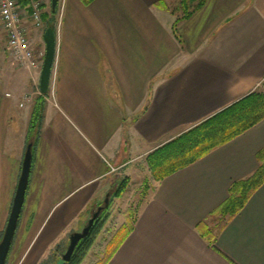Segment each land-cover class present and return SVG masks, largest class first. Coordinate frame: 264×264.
Masks as SVG:
<instances>
[{"label":"crops","instance_id":"0c3cea01","mask_svg":"<svg viewBox=\"0 0 264 264\" xmlns=\"http://www.w3.org/2000/svg\"><path fill=\"white\" fill-rule=\"evenodd\" d=\"M159 1H57L43 117L6 264H38L83 227L117 176L136 174L158 146L264 87V0H206L176 29L168 1ZM0 31L3 233L35 101L24 96L43 59L11 61L1 23ZM262 147L264 119L154 180L105 264H264V183L213 244L197 229L231 183L255 171Z\"/></svg>","mask_w":264,"mask_h":264},{"label":"trees","instance_id":"16d2710c","mask_svg":"<svg viewBox=\"0 0 264 264\" xmlns=\"http://www.w3.org/2000/svg\"><path fill=\"white\" fill-rule=\"evenodd\" d=\"M205 2L206 0H179V9L182 11V15L175 18L173 29H176V25L181 19L189 17L193 12L200 9ZM165 4V0L159 1V5ZM53 12L52 9L50 13L43 12L41 17L46 21L47 26L51 25L55 30L54 23L50 20V15ZM171 12L175 14L173 9ZM43 103L42 97H37L31 107L27 143H33L38 137L43 117ZM262 119H264V92L255 90L150 152L147 155V162L154 180L160 181L167 175L186 167L207 154L211 149L230 141ZM256 158L258 166L255 171L242 179L233 181L228 188L227 198L207 218L197 224L199 232L212 244L218 230L239 213L251 194L264 183V147L257 152ZM126 184L127 179H121L112 189L110 200L112 197L120 195ZM109 205L94 220L89 233L79 240L70 259L63 264H80L82 262L103 227ZM134 221L135 218L131 220L129 225L122 224L114 235L115 242L112 248L108 250L98 264L106 263L114 250L131 231Z\"/></svg>","mask_w":264,"mask_h":264},{"label":"rangeland","instance_id":"374dc122","mask_svg":"<svg viewBox=\"0 0 264 264\" xmlns=\"http://www.w3.org/2000/svg\"><path fill=\"white\" fill-rule=\"evenodd\" d=\"M167 1L170 9H173L175 11V16L176 17L181 16L182 11L179 9V0H167ZM43 12H47V13L51 12V0H46L44 9L42 10V13ZM50 16H51L50 20L53 23H55L53 18L54 12ZM46 26H47L46 21H44L41 17V25L39 27L34 28L29 35V38L33 46L35 47L36 51L40 50L44 52L45 50V44L42 35ZM0 37H4L1 31H0ZM8 58L13 62L15 61V59L10 55H8ZM6 60L7 59L5 57V62ZM0 82L2 83V81ZM38 83L39 82L36 83V85L32 89V92L24 96L25 99L26 97H29L31 98V100L33 99L35 100L37 97L43 96V94L39 92ZM6 86L8 85L5 86L1 85L0 90H4ZM258 91L264 92V87L262 89H259ZM139 163L140 166L138 167L140 169L139 171H137L136 174L131 176H126V175L117 176L115 185H117V183L121 179L126 178L127 179L126 187L120 193V195H118L117 197H112L111 200L109 199L110 205L106 210L107 218L103 224V227L100 230L99 234L96 236L94 244L90 249L89 253L87 254L86 257H84V259L80 264H98V262H100V260H102L104 256L107 254L108 250L112 248V245L115 242L114 235L116 234L117 230L122 226V224L129 225L131 223V220L135 218L140 203L144 199L146 192L152 186L154 181L153 174L147 162V156L145 157L144 162L142 159ZM102 202L103 200H101L100 204H102ZM1 235L2 232L0 233V239H1ZM58 244L60 243H55L54 247L51 250L46 251L45 256L43 257V259L39 261L38 264H54L60 258L61 255L60 253L65 251L68 241L67 240L62 241L59 250L57 252L55 251V248L58 246Z\"/></svg>","mask_w":264,"mask_h":264},{"label":"water","instance_id":"95a60500","mask_svg":"<svg viewBox=\"0 0 264 264\" xmlns=\"http://www.w3.org/2000/svg\"><path fill=\"white\" fill-rule=\"evenodd\" d=\"M58 0H51V9L55 11ZM43 41L45 44L44 56L39 76V90L41 94H46L49 85L51 66L55 54V30L53 26L49 25L43 32ZM32 142L27 143L24 152L20 174L12 200L9 216L0 239V264H6V259L11 248L12 240L17 228L18 219L24 203L25 193L28 185V179L32 162ZM112 191L108 192L102 204L93 209L90 217L84 223L79 231L72 232L68 238V244L65 251L61 253L60 258L54 264H63L68 261L80 239L85 237L94 223V220L101 214V212L109 205V199Z\"/></svg>","mask_w":264,"mask_h":264},{"label":"built area","instance_id":"2783aa9c","mask_svg":"<svg viewBox=\"0 0 264 264\" xmlns=\"http://www.w3.org/2000/svg\"><path fill=\"white\" fill-rule=\"evenodd\" d=\"M46 0H0V23L5 33L6 51L16 62L35 66L44 52L35 49L29 35L41 25ZM40 92V90H39ZM26 101H30L26 97Z\"/></svg>","mask_w":264,"mask_h":264},{"label":"flooded vegetation","instance_id":"af4514ba","mask_svg":"<svg viewBox=\"0 0 264 264\" xmlns=\"http://www.w3.org/2000/svg\"><path fill=\"white\" fill-rule=\"evenodd\" d=\"M99 204V203H98ZM98 204L96 206H98ZM61 254V253H60Z\"/></svg>","mask_w":264,"mask_h":264}]
</instances>
